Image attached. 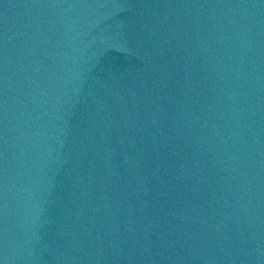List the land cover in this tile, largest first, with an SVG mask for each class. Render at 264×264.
I'll return each mask as SVG.
<instances>
[{"label":"water","instance_id":"obj_1","mask_svg":"<svg viewBox=\"0 0 264 264\" xmlns=\"http://www.w3.org/2000/svg\"><path fill=\"white\" fill-rule=\"evenodd\" d=\"M0 264H264V0H0Z\"/></svg>","mask_w":264,"mask_h":264}]
</instances>
